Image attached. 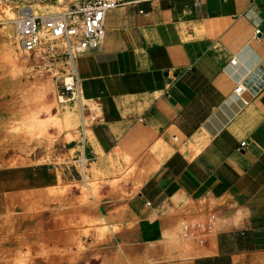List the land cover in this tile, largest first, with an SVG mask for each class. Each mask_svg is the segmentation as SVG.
I'll list each match as a JSON object with an SVG mask.
<instances>
[{"label":"crops","instance_id":"0c3cea01","mask_svg":"<svg viewBox=\"0 0 264 264\" xmlns=\"http://www.w3.org/2000/svg\"><path fill=\"white\" fill-rule=\"evenodd\" d=\"M124 1L76 60L93 164L132 168L83 208L108 228L85 257L264 264V0Z\"/></svg>","mask_w":264,"mask_h":264},{"label":"rangeland","instance_id":"374dc122","mask_svg":"<svg viewBox=\"0 0 264 264\" xmlns=\"http://www.w3.org/2000/svg\"><path fill=\"white\" fill-rule=\"evenodd\" d=\"M32 1L55 0H0V264H94L95 257H85L87 241L108 228L83 208L106 188L130 183L132 168L127 158L122 164L108 157L115 172L91 164L86 184L67 169L64 142L74 138L78 114L58 102L49 77H27L15 35L5 33L19 7ZM63 1L54 12L68 9ZM39 11L51 14L46 6ZM109 259L104 264H127Z\"/></svg>","mask_w":264,"mask_h":264},{"label":"built area","instance_id":"2783aa9c","mask_svg":"<svg viewBox=\"0 0 264 264\" xmlns=\"http://www.w3.org/2000/svg\"><path fill=\"white\" fill-rule=\"evenodd\" d=\"M191 1L193 5L201 2ZM124 4V0H73L68 9L51 14L34 15L18 9V17L11 20L17 47L29 64L27 77H49L55 83L58 102L78 114L75 140L67 150L65 163L85 184L94 159L88 134L95 117L82 98L76 60L101 46L107 12ZM230 63L235 64L236 59L232 58ZM243 91L240 84L234 90L237 95ZM244 146L245 142H241L240 148Z\"/></svg>","mask_w":264,"mask_h":264},{"label":"bare ground","instance_id":"6f19581e","mask_svg":"<svg viewBox=\"0 0 264 264\" xmlns=\"http://www.w3.org/2000/svg\"><path fill=\"white\" fill-rule=\"evenodd\" d=\"M64 3L63 0H55L53 3H44V4H41L37 1H32V2H29V4H23L19 7V9H25L29 12H31L32 14L34 15H40V9L44 6L48 7L50 12H54V10L56 9V7H59L61 6L62 4ZM19 15V13H18ZM11 26H12V23H11ZM6 33V36L7 37H12L15 35L14 33V30H13V27L11 29L10 25L8 26V28L6 29L5 31ZM15 37V36H14ZM169 84V83H168ZM66 116V115H65ZM70 117V116H69ZM73 117V119L75 118V115L74 116H71V118ZM68 120V119H67ZM70 120V119H69ZM68 122V121H67Z\"/></svg>","mask_w":264,"mask_h":264}]
</instances>
